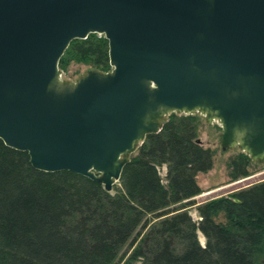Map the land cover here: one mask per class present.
Returning <instances> with one entry per match:
<instances>
[{
    "label": "water",
    "instance_id": "95a60500",
    "mask_svg": "<svg viewBox=\"0 0 264 264\" xmlns=\"http://www.w3.org/2000/svg\"><path fill=\"white\" fill-rule=\"evenodd\" d=\"M91 32L112 68L64 81L61 56ZM197 110L223 148L264 159V0H0V137L34 167L113 191L147 133Z\"/></svg>",
    "mask_w": 264,
    "mask_h": 264
},
{
    "label": "trees",
    "instance_id": "16d2710c",
    "mask_svg": "<svg viewBox=\"0 0 264 264\" xmlns=\"http://www.w3.org/2000/svg\"><path fill=\"white\" fill-rule=\"evenodd\" d=\"M109 50L105 34L91 32L70 42L59 66L108 71ZM200 124L196 113L171 112L132 153L114 191L70 169H38L0 137V264H258L264 180L198 203V221L189 211L202 192L197 175L214 165ZM251 161L245 151L231 157L230 177L249 175Z\"/></svg>",
    "mask_w": 264,
    "mask_h": 264
},
{
    "label": "rangeland",
    "instance_id": "374dc122",
    "mask_svg": "<svg viewBox=\"0 0 264 264\" xmlns=\"http://www.w3.org/2000/svg\"><path fill=\"white\" fill-rule=\"evenodd\" d=\"M60 69L62 71V78L64 79V81L75 82L90 69L97 68L89 63L72 61L65 69H62L61 67ZM176 112L184 113L179 111ZM193 113H196L200 117L201 124L199 128V138L201 139V143L214 149L213 167L209 171L200 172L197 175V180L202 187V192L201 194L199 193L194 197L196 203L188 206L192 217L198 221L199 219H201V216L197 209L198 203L205 202L212 198L223 195L230 196L244 187H248L254 183L264 180V159H254L251 156L252 161L250 174L238 179H232L229 175L228 161L239 151L244 150H242V148L239 146L223 148L220 141L222 133L221 124L217 120H210L200 110H197ZM169 114H167L161 120L162 123L168 118ZM132 153H130L129 156H131ZM166 169V165H162L160 167L163 176L166 174ZM117 183L115 185H117ZM115 185L113 191L115 190ZM217 220L222 223L226 221L224 212L221 211L217 215ZM198 236L200 242L205 245L207 238L200 229L198 230ZM258 264H264V257L261 258Z\"/></svg>",
    "mask_w": 264,
    "mask_h": 264
},
{
    "label": "bare ground",
    "instance_id": "6f19581e",
    "mask_svg": "<svg viewBox=\"0 0 264 264\" xmlns=\"http://www.w3.org/2000/svg\"><path fill=\"white\" fill-rule=\"evenodd\" d=\"M214 119L217 120L219 123H221V122H220V119H219L218 117H214ZM238 144H239V143H237L236 146H237Z\"/></svg>",
    "mask_w": 264,
    "mask_h": 264
}]
</instances>
